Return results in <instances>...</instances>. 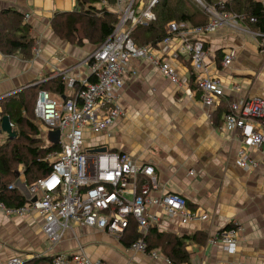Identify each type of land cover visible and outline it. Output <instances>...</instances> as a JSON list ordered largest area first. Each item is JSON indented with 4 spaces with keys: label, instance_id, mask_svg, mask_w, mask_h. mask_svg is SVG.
I'll return each instance as SVG.
<instances>
[{
    "label": "built area",
    "instance_id": "1",
    "mask_svg": "<svg viewBox=\"0 0 264 264\" xmlns=\"http://www.w3.org/2000/svg\"><path fill=\"white\" fill-rule=\"evenodd\" d=\"M160 1L103 0L99 6L117 14L119 22L113 34L85 59L87 77L82 79L70 70L56 68L48 78L36 79L39 81L32 84L38 86L53 77L62 79V97L41 90L35 105L37 123L47 128L46 134L60 132L59 149H52L45 159L52 166L51 172L30 186L25 183L23 170L18 173L20 184L27 188V193L22 192L27 202L8 208L0 199V212L8 219L13 215H36L32 223H42L43 237L54 246L67 233L75 235V227L80 226L115 236L126 251L175 264L160 250H148L150 229L156 226L165 232L158 227L161 217L179 227L211 219L203 210L190 209L184 195L164 191L153 165L140 163L128 153L97 151L99 147L87 144L90 134L108 131L125 115L119 102L121 93L128 82L140 76L139 69L132 67L133 60H143L156 68L181 91L193 84L212 117L222 100L230 95L226 94L219 71L215 74L209 71L206 38L226 29L240 38L251 36L263 48L259 42L263 35L250 27L257 20H248L246 15L227 9L226 4L233 0H193L207 17L205 25L172 21L167 24L166 37L157 45H137L132 32L156 20L155 8ZM260 1L264 6V0ZM25 19L29 22L31 14L25 13ZM40 52L36 40L35 55L38 57ZM223 52L218 67H231L236 59L234 49L228 47ZM22 87L0 94V100ZM239 89L238 84L233 86L234 91ZM231 101L230 112L225 114L220 129L232 142H238V166L253 174L260 164L252 156L253 150H260L264 156V97L245 100L232 96ZM51 144L45 141L46 146ZM14 188L15 185L10 186ZM133 224L139 236L125 244L122 238ZM230 224L219 233V239L210 237L207 241L211 246L220 245L226 254L237 251L245 231L242 224ZM34 256L52 257V264H109L92 261L82 248L76 252L34 253ZM23 260L22 256H12L1 264H23ZM200 264L210 263L205 260Z\"/></svg>",
    "mask_w": 264,
    "mask_h": 264
},
{
    "label": "crops",
    "instance_id": "2",
    "mask_svg": "<svg viewBox=\"0 0 264 264\" xmlns=\"http://www.w3.org/2000/svg\"><path fill=\"white\" fill-rule=\"evenodd\" d=\"M4 1L5 7L31 14L29 23L41 52L29 62L9 59L0 53V76L3 75L0 77V94L33 80L44 79L56 68L70 70L82 79L87 77L88 69L84 64L92 52L87 53L83 48L89 46L70 47L56 41L50 34L49 21L59 12L73 11L75 0ZM205 42L211 64L209 71L213 74L219 71L226 94L230 95L228 98L232 100V96H237L249 100L264 97V50L226 29L206 38ZM228 47L234 49L236 59L231 67H218L222 57L219 51ZM57 53L60 56L57 57ZM132 67L139 69L140 76L128 82L121 93L119 102L125 115L108 131L100 135L90 134L87 144L128 153L140 163L153 165L164 191L184 195L190 209L203 210L211 215L208 221L182 227L160 219L158 227L161 230L178 236L203 233L200 242L186 239L190 264L205 260L210 264H264V156L261 151L252 152V156L259 160V167L253 174L245 173L237 164L238 142L227 138L220 129L222 125L215 126L213 116L208 115V109L192 86L185 91L179 90L143 60H133ZM236 84L240 89L234 91ZM221 116L218 123L222 118L224 120ZM192 171L193 176L190 175ZM231 222L242 224L245 231L237 251L226 254L220 245L211 246L207 241L210 237L219 239V233ZM1 223L10 228L6 230ZM31 224L19 220L11 222L0 216V264L14 256L13 247L29 249L30 245L39 248L40 251L34 249V253L76 252L83 248L94 262L167 264L162 259L154 261L148 255L125 251L112 235L83 227L77 228L75 235L69 232L60 244L43 250L41 244L49 241L45 240L38 226ZM32 227H36L37 236ZM22 231H26L31 239H24Z\"/></svg>",
    "mask_w": 264,
    "mask_h": 264
},
{
    "label": "trees",
    "instance_id": "3",
    "mask_svg": "<svg viewBox=\"0 0 264 264\" xmlns=\"http://www.w3.org/2000/svg\"><path fill=\"white\" fill-rule=\"evenodd\" d=\"M75 9L71 12H59L49 21L53 33L61 39L70 41L77 46H82L85 41L91 45H102L114 32L119 16L110 12L107 8L99 6L103 0H75ZM113 2L114 0H110ZM228 10L238 14H244L255 18L257 22L250 24L253 31L260 32L259 38L264 49V6L260 0H233L226 4ZM156 20L147 27H137L132 32L134 41L141 45H157L166 35V27L169 22L188 23L192 26L205 25L207 17L193 0H161L155 8ZM249 22V21H248ZM261 40V41H260ZM36 39L33 36V26L26 21L25 13L14 7L0 11V53L6 57L16 56L21 61H33L35 55ZM220 56L224 52L219 51ZM189 65V62H187ZM47 78L49 75L46 76ZM45 77V78H46ZM92 81V78L90 77ZM34 80L23 86L15 94L0 100V133L1 123L4 116H9L14 129L18 132L17 140H10L6 134L8 143H15L9 150L0 152V199L8 208H17L27 202L26 196L18 188L10 189L9 179L19 181L18 170L23 166L26 185L30 186L41 177L46 176L52 170V166L45 159L52 149H59L57 145H45V141L39 137L41 127L35 117V105L38 94L46 90L54 96L64 95V86L61 77H53L50 80L32 86ZM192 89H195L192 84ZM34 90L35 97L29 98L27 91ZM52 90V92L50 91ZM9 92V91H8ZM7 93V92H5ZM4 94V93H3ZM231 99L226 97L222 100L218 109L214 112V124L216 127L219 115L223 117L230 112ZM224 114V115H223ZM221 116V117H222ZM216 120V121H215ZM22 143L20 144L19 143ZM19 144V145H18ZM7 148V146L5 147ZM15 165V166H14ZM231 226L229 224L227 227ZM226 227V228H227ZM203 233H195L192 236H178L173 232H161L155 226L150 229L148 237V250H163L164 254L175 264H190V252L186 239L200 242L199 237ZM135 224L132 225L128 235L122 238L126 244L138 238ZM206 239V236H204ZM152 241L156 243L152 244ZM163 243V244H162ZM162 244V246H161ZM162 252V251H161ZM33 264H52V257L36 256L30 258ZM29 261V260H28Z\"/></svg>",
    "mask_w": 264,
    "mask_h": 264
},
{
    "label": "rangeland",
    "instance_id": "4",
    "mask_svg": "<svg viewBox=\"0 0 264 264\" xmlns=\"http://www.w3.org/2000/svg\"><path fill=\"white\" fill-rule=\"evenodd\" d=\"M4 3H5V1L4 0H0V11H2L3 9H5V8H8V7H5V5H4ZM34 34V33H33ZM51 34V36L53 37V38H55V40L56 41H58V42H61L62 44H68V46L70 45V47L71 46H75V47H79V46H77V45H75L74 43H71L70 41H66V40H63V39H61L58 35H56L55 33H53V31L50 33ZM34 36V35H33ZM50 36V35H49ZM50 36V37H51ZM239 37V36H238ZM240 38V37H239ZM247 42H248V44H252L253 46H258V44H257V41L254 39V38H252L251 36H247ZM137 45H141V44H138L137 43ZM66 46V45H65ZM67 46V47H68ZM88 47L87 49H85V48H83V47ZM83 48L85 51H87V53H88V51L90 50V52H93V51H95L99 46H96V45H92L91 46V44L89 43V42H87V41H85L84 43H83V45L82 46H80L79 48ZM59 53H61V51H59ZM59 53H57V57L58 56H60V54ZM85 54V53H84ZM81 57H83V54H81L80 55ZM10 58H12V59H17V57L16 56H12V57H9V59ZM17 60H19V59H17ZM7 62H8V60H7ZM3 75H1L0 77H2ZM51 92H52V90H50ZM27 95H28V97L29 98H31V97H35V91L34 90H29V91H27V93H26ZM41 130H42V134L39 136V137H41L44 141H46V140H49V133L48 134H46V131H47V128L46 127H41ZM18 138V137H17ZM17 138L15 139V140H17ZM8 138H7V136H6V134H3V133H0V152L1 151H5V150H9L10 149V146H13L15 143H11V144H9L8 143ZM10 141V140H9ZM50 141V140H49ZM19 143H20V141H19ZM22 143H24V142H22ZM22 143H20V144H22ZM19 145V144H18ZM7 146V148H5ZM239 148V147H238ZM238 148H237V150H238ZM237 150H236V152H237ZM15 166V165H14ZM15 168H17L16 170H18L17 172L19 173V172H22V170H23V166L21 167V165L20 166H16ZM24 172V171H23ZM246 173V172H245ZM24 174V173H23ZM9 183H13V184H11V185H15L16 186V188H18V189H20V191L21 192H23V193H25L23 190H21V188L20 187H17L18 186V184L20 183L19 181L16 183V181L14 182V179L13 178H10L9 179ZM2 215V212H0V216ZM5 217V216H4ZM12 218V219H11ZM17 218H19V219H17ZM36 219V215H34V214H26V215H23V216H15L14 217V215L13 216H11L10 217V219L9 220H11V222H14V221H16V220H19V221H25L26 223H28V224H31L32 223V221L33 220H35ZM22 225H25V224H22ZM21 225V226H22ZM31 225H35L36 227L38 226V228H40L41 229V232H42V234H43V231H42V229H43V226H42V223H32ZM1 227H3V228H5L6 230L7 229H9L10 227L9 226H5V224H3V223H1ZM36 227H32V231H34V235L35 236H37V233H36V231L34 230V228H36ZM21 232V230L18 232V233H20ZM22 235H23V238L24 239H26V240H28V239H31V237H28V235H27V232L26 231H22V233H21ZM84 234H86V233H84ZM82 236H81V234L79 235V239L81 238ZM115 239H117L115 236H113ZM38 243V242H37ZM155 244L156 242L155 241H152V244ZM163 244V243H162ZM162 244H161V246H162ZM43 247H42V249L43 250H46L48 247H50V245H52V244H50L49 242H44V243H42L41 244ZM82 245H85V244H82ZM16 248H18V249H16ZM13 253H14V256H22L23 258H24V260H23V264H33V262H35V261H32L30 258L34 255V249H36V250H39V248H37L36 246H32V245H30V247H29V249L28 248H23V247H13ZM40 251V250H39ZM39 251H36L37 253H40ZM126 251V250H125ZM162 252H161V254L163 255V256H165L166 257V255L164 254V252H163V250H161ZM27 252H28V254H30L29 255V257H28V255H27ZM41 254V253H40ZM29 260V261H28Z\"/></svg>",
    "mask_w": 264,
    "mask_h": 264
},
{
    "label": "water",
    "instance_id": "5",
    "mask_svg": "<svg viewBox=\"0 0 264 264\" xmlns=\"http://www.w3.org/2000/svg\"><path fill=\"white\" fill-rule=\"evenodd\" d=\"M2 131L8 135L10 140H15L18 137V132L14 129L13 124L9 116H4L1 123ZM60 139V132L59 131H52L49 133V140L52 144L57 145ZM107 148H99L97 151H106ZM24 191L27 193L26 186L20 185ZM35 201V200H33Z\"/></svg>",
    "mask_w": 264,
    "mask_h": 264
},
{
    "label": "bare ground",
    "instance_id": "6",
    "mask_svg": "<svg viewBox=\"0 0 264 264\" xmlns=\"http://www.w3.org/2000/svg\"><path fill=\"white\" fill-rule=\"evenodd\" d=\"M260 41H261V40H260ZM79 227H80V226H76V227H75V232H76L77 228H79ZM83 228H86V227H83ZM87 229H90V228H87ZM90 230H97V229H90ZM97 231H100V230H97ZM100 232H102V231H100ZM71 233H72V232H71ZM67 234H68V233H67ZM67 234H66V235H67ZM62 241H63V240H61L58 244H60ZM58 244H57V245H58ZM82 249H83V248H82ZM80 250H81V248H80ZM83 250H84V249H83ZM78 251H79V250H78ZM86 255H87V254H86Z\"/></svg>",
    "mask_w": 264,
    "mask_h": 264
},
{
    "label": "clouds",
    "instance_id": "7",
    "mask_svg": "<svg viewBox=\"0 0 264 264\" xmlns=\"http://www.w3.org/2000/svg\"><path fill=\"white\" fill-rule=\"evenodd\" d=\"M19 181H20V180H19ZM19 184H20V183H19ZM19 184H18V187H20ZM20 185H23V184H20Z\"/></svg>",
    "mask_w": 264,
    "mask_h": 264
}]
</instances>
